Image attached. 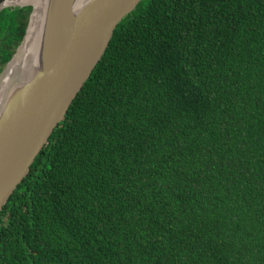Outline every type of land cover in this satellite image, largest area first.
Returning a JSON list of instances; mask_svg holds the SVG:
<instances>
[{
    "label": "trees",
    "instance_id": "obj_1",
    "mask_svg": "<svg viewBox=\"0 0 264 264\" xmlns=\"http://www.w3.org/2000/svg\"><path fill=\"white\" fill-rule=\"evenodd\" d=\"M31 12H0V73ZM0 264H264V0H143L0 212Z\"/></svg>",
    "mask_w": 264,
    "mask_h": 264
},
{
    "label": "water",
    "instance_id": "obj_2",
    "mask_svg": "<svg viewBox=\"0 0 264 264\" xmlns=\"http://www.w3.org/2000/svg\"><path fill=\"white\" fill-rule=\"evenodd\" d=\"M143 0H45L37 42L23 78L2 93L3 80L19 52L0 73V212L43 151L55 129L91 77L118 25Z\"/></svg>",
    "mask_w": 264,
    "mask_h": 264
},
{
    "label": "bare ground",
    "instance_id": "obj_3",
    "mask_svg": "<svg viewBox=\"0 0 264 264\" xmlns=\"http://www.w3.org/2000/svg\"><path fill=\"white\" fill-rule=\"evenodd\" d=\"M32 4L34 12L32 15L31 24L28 29L26 38L19 49V52L14 56L6 77L3 80L2 91L6 90L7 86L17 77L23 78L29 67L31 56L34 52L37 36L44 12L45 0H9L10 5Z\"/></svg>",
    "mask_w": 264,
    "mask_h": 264
}]
</instances>
